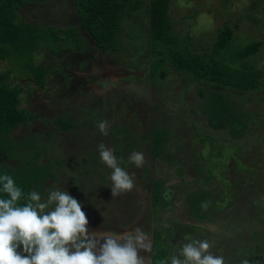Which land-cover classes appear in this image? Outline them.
Masks as SVG:
<instances>
[{
    "label": "flooded vegetation",
    "instance_id": "1",
    "mask_svg": "<svg viewBox=\"0 0 264 264\" xmlns=\"http://www.w3.org/2000/svg\"><path fill=\"white\" fill-rule=\"evenodd\" d=\"M28 12L31 13L30 18L26 16ZM20 13L24 21L31 24L40 23L42 28L54 29L60 32L62 37H65V33L70 29L75 28V30L77 29V36L88 39L84 43L85 45L83 44L80 47H75L76 44H72L71 39H69V45L62 41L59 45H54V49L50 47L53 44L48 47H41L38 53H41L42 58L37 59L38 61L34 62V65L43 68L45 72L43 84L37 82L34 73L28 76L29 80L33 82L31 85L39 91L43 89V91H46L48 85L54 84L58 92L54 94V98H51L52 104L48 112L46 100L36 102V106L33 108V99L38 97V94H43V91L40 93L36 91L32 99L25 96V102L28 105L29 112L33 113L36 117V119L31 121L35 129H39L40 123H44V125L48 124V122L44 121V117H48L49 121L54 122L55 117L68 116L69 113L73 114L70 120L74 121V129L76 131H80L81 133V129L88 126L90 128L89 132H85L86 139L82 135L81 137H71L70 133L72 131L60 129L61 139H59L58 150L57 148L55 149L56 153L54 155L58 156V160H60V156L62 155V161H66L65 164L75 172L78 173L80 170H83L85 173H94L99 178L94 184H92L93 179H88V186L82 187V191L75 195V199L82 205V210L89 221V231L122 233L131 231L134 227H140L150 238V250L140 253L141 256L145 257V264H154L157 242H161L166 249L171 241L175 242L174 249L179 250V246L184 241H187V226L189 228L190 226L193 228L203 227V221L192 213L191 201L189 200L188 209L190 213L186 220V216L178 215L173 210L168 213H162L161 216L165 218L169 214H173L172 219L169 218L171 220L166 219L169 221L166 224L159 223L156 216L155 192L157 191V183H164V177L166 176L174 177V169H169V161L166 160L167 165L166 162H161V156L157 157L155 155V152L152 151V147L150 148L149 145V136L155 121H159V118L162 119L163 116H167L166 106L169 104L168 99L170 100L171 98L173 102L171 109L177 106L175 96L179 92L180 86L176 85L175 89L163 87L160 90L154 86L156 80H152L154 79V75L151 73L153 68L151 29L149 25L144 27L148 22L147 18H145L142 26L140 23L141 18L136 20L134 17L126 19L123 24V32L119 35V38L122 39L123 50L120 49L117 52L111 49L105 50L92 38L89 39L87 37L86 34L89 33L82 26L75 0H48L41 3H32L22 7ZM63 45L65 48L62 47ZM56 49L58 53L54 52ZM118 70H121L120 73L117 72ZM114 80L119 81L116 82ZM149 88L151 91L147 90ZM169 92L173 94H169ZM148 96L149 101H147ZM141 103L147 107H143ZM121 104H126L128 108L135 112L136 121H140L144 129L142 138L137 135L134 128L129 132V134H132L129 137L135 146L134 151L144 154L145 162L141 168H136L131 164L128 167H124V160H128L129 157V152L127 153L126 149L132 143L128 142V138L124 139L125 136H123L121 142L116 136L112 137L109 134L105 136L100 134L98 130V124L100 121H103L102 116L106 121L112 122V120H115ZM157 108L163 116L157 111ZM85 110H89L90 113L85 114ZM258 123V129L263 127V130L262 128L260 129L262 131L251 129L253 133L247 135L250 139H259L264 134V121L258 120ZM27 124L25 123L20 127L27 126ZM110 124L108 125V132L110 131ZM254 125V127H257L256 124ZM161 127L167 129L166 125L162 124ZM208 127H210V124ZM42 128L43 125H41L40 129ZM47 131L51 135L57 132L53 126L44 131L45 135ZM205 132L208 135L210 134L206 130ZM216 133H221V131H216ZM184 135L186 138L184 149L181 152L171 153L173 160L177 161L175 167H178L181 171L185 170L187 173L184 183H179L177 180H167L170 183V189L176 195L174 196V201L177 200L180 194L186 196L191 191L193 193H198L202 190L207 191L212 185L210 181L209 186L204 187L203 178L192 180L193 167L190 166V162L188 164L185 163L186 158H193L198 152L200 158L204 150L210 149V147L208 146L207 148L206 143L201 147L197 143L200 140L194 141L195 135L187 130ZM226 141H229V138ZM101 143L105 144L109 149L114 150V155L119 161L120 166L128 171L141 186L140 191L134 189L136 193L133 195L134 197L131 202L129 200V193L116 198L112 197L110 188L111 169L105 167L100 162L97 150L98 145ZM192 143L197 153L195 154L194 151L193 153H188L186 156H182L181 153H185V148ZM229 146L233 145L229 144ZM168 149L167 143L165 155L168 154ZM257 150L256 153L258 152V155H261L263 151L262 145ZM88 159H91V161H88ZM191 162H193L192 159ZM228 167H231V165H228ZM204 168L202 167V171H205ZM188 174L190 175L188 176ZM191 182H194L193 185ZM166 191H168V188ZM131 193L133 194V192ZM196 203L199 202H193V204ZM201 206V209H203L204 206ZM160 227L162 228L161 230L159 229ZM151 234H153L152 238ZM170 257L171 252H169L168 259Z\"/></svg>",
    "mask_w": 264,
    "mask_h": 264
},
{
    "label": "rangeland",
    "instance_id": "2",
    "mask_svg": "<svg viewBox=\"0 0 264 264\" xmlns=\"http://www.w3.org/2000/svg\"><path fill=\"white\" fill-rule=\"evenodd\" d=\"M20 16L22 15L20 14ZM26 16L30 18L31 13H26ZM170 17L175 37L179 39L178 41L181 47L185 51L191 53L211 54L214 44H216L218 40L217 35L219 31L222 30L226 24L232 26L239 25L236 31L238 42L244 43L253 40H264V0H171ZM255 18L257 21L254 20ZM53 34L55 35V31L50 29L45 36L53 40ZM84 43L85 41L81 42V44ZM38 45H40V43ZM263 51L264 50L261 52L263 53ZM12 52L13 53L8 55L5 60H0V72L10 71L12 73L10 84H18L20 87H29L25 90L27 93L34 94L36 91H38V93L42 92L43 90L39 91L34 88V86H30L29 83H24L27 77L35 72H32V68L35 67L34 62L42 58L41 53H34L33 56L31 54L26 57L19 52ZM255 61L258 64L260 63L264 70V58L256 57ZM155 64L156 57L152 55L153 68L151 73L153 75L155 73ZM158 72H160V69H158ZM23 78L24 80L22 82ZM174 79L175 76L170 73L166 81L159 84L155 83L154 86L159 90L163 87L167 88L170 86L175 89V85L172 84ZM149 80L151 81L150 78ZM152 80H156V82L161 81L159 76H155ZM147 90L151 91L150 88ZM200 91H202V89L198 88L199 93ZM42 93L45 94V91ZM163 94H165V92H163ZM169 94H172V92H169ZM241 99L244 98L240 97V100ZM252 101L256 103L254 104ZM241 102L248 110L254 111V117L257 120L264 121V87L258 92L249 94L247 100L244 99ZM24 107H27V104L26 106L24 105ZM195 108L197 112L204 113V115L209 113L208 98H204L200 105L198 106L197 104ZM157 111L162 115L158 108ZM30 115L33 117L32 120L36 119L33 113ZM204 118H201L202 121ZM159 119V121H155L154 123V132L163 150H157L155 155L161 156V162H166V160L169 161V165L167 162L166 164L169 166V169L173 170L171 149L175 146L172 142L176 141L175 136L177 134H175L174 130H176L178 122H170L175 125L173 124L174 127L169 130L166 125L169 123L168 118L163 116V119ZM44 121H47V117H44ZM162 124L166 125L167 129L161 127ZM203 124L207 125L209 123L206 120L203 121ZM254 124H256L257 127H254ZM258 124V121H252L249 128L245 131L246 136L253 133L251 129H258ZM201 125L200 122L199 126ZM133 126L137 135L142 138L144 129L141 124H135ZM261 128L263 130V127H260L258 130L262 131L260 130ZM39 134L42 135V133ZM216 134H218V139H224L223 142L225 145L221 147L220 152H214L212 148H208L202 153L204 160L208 162V170L212 169V175L215 178L213 180L215 183L208 189L209 192H192L189 197L188 195L185 196L180 194L176 201H174V196L176 195L172 193L166 196L165 201L167 206L164 202L163 207L166 208L168 205H174V208L167 210V212L173 210L178 213V215L183 217L186 216V220L190 213L188 209V200L191 201L192 213L195 214V217H197V215H203L202 219L198 217V219L203 221V227L193 228L190 226L189 228L187 226V238L208 240L212 245L210 248L211 253L213 255L222 256L225 261L226 256L234 246H237L236 254H244L247 249L251 250L253 248H256L255 251H257L258 248L256 245H259V248L264 250V245L261 246L259 244V237L264 233V156L262 154L258 155V152L256 153L261 145L263 148L262 153H264V134L261 138L255 140L250 139L249 136L245 139L241 137L240 145H244L246 141V145L242 149L236 146L230 147L229 143H226V139L231 137L228 131L223 130L221 133ZM10 136L13 137L12 140L14 141L11 144V152L0 151V162L4 165L1 164L3 168L0 166V169L3 173L9 175L13 173L16 183H30L32 191H37L42 197H45L48 190L53 187L52 183L49 184L50 182L47 183L46 181L62 178V175H59L55 171V166H45V164L49 165L51 162H48L44 158L43 161H47V163L44 165L40 163L43 157H46L47 154L50 155L48 149L52 145V139H48L44 136L40 138L38 132L34 131L33 122H30V124H27L24 128L15 129ZM165 140L166 142H170L168 144V154L166 155L164 148L166 145ZM164 142L165 145H163ZM152 143L150 141V148ZM35 146L39 147L37 152L27 149ZM40 149H42L41 153H39ZM193 151L194 148H192L189 153H193ZM60 160L61 161H59L58 158L56 159L61 167H63L61 172L64 175H70L72 171L69 166L62 161V155L60 156ZM129 165L128 160H124V167H128ZM191 165H193V163H191ZM228 165H231V167H228ZM8 168H12L14 171L12 172L11 169V171H9ZM134 181V189L140 191L141 186L135 179ZM169 184L170 183H168V185ZM168 188L170 189V186H168ZM134 189L131 191L133 194L129 192L130 202L134 197L133 195L136 193ZM168 192L170 193L169 190ZM195 201L203 203V209L206 210L201 209V211L197 209L195 204H193ZM161 211L162 208L160 209L159 203H157L155 205V212L158 222L166 224L169 222L168 220L172 219L171 217L173 214H169L168 217L165 218L161 216ZM159 229L161 230L162 228L160 227ZM186 242H188V239L183 243ZM158 246L159 244L156 245V247ZM174 246L175 242L172 241L167 245V250L171 252V255L173 254Z\"/></svg>",
    "mask_w": 264,
    "mask_h": 264
},
{
    "label": "trees",
    "instance_id": "3",
    "mask_svg": "<svg viewBox=\"0 0 264 264\" xmlns=\"http://www.w3.org/2000/svg\"><path fill=\"white\" fill-rule=\"evenodd\" d=\"M45 1L48 0H0V60H5L13 53L12 51L27 57L38 53L41 47L53 44L50 47L54 49L62 41L69 45V39L72 44H76L75 47L82 46V41L85 43L88 41L77 36L75 28L66 32L65 37L53 29L55 35L53 34L51 40L45 36L50 29L42 28L40 23H28L20 16L22 7ZM75 2L83 28L105 50L118 52L122 49L123 43L119 35L123 32V24L127 18L134 17L135 20L141 18V26L147 18L148 22L144 27L150 26L153 55L156 57L154 77L165 79L171 72L177 71L188 78L190 84L202 89L200 94L208 98V109L211 112L210 127L216 131H228L231 136L229 144L239 149L244 148L246 141L244 145H240V141L242 138L245 139V131L251 122L258 120L254 117V111L244 107L241 101L247 100L249 94L264 87V70L262 65L255 61L256 57L264 58V51L261 52L264 50L263 39L238 42L236 31L239 25L226 24L219 31L218 40L211 54L191 53L181 47L179 39L173 33L170 17L171 0H75ZM254 20L257 21L256 18ZM62 47L65 48L64 45ZM54 52L58 53L57 49ZM33 71L37 82L43 84L45 73L43 68L35 66L32 68ZM11 74L10 71L0 72V151L4 152H11V144L14 141L10 134L33 119L26 109L21 108V94L25 89L18 84H10ZM240 97L244 99L240 100ZM67 127L69 126L63 128ZM209 139H211L209 135L202 136L200 146L202 147ZM154 140L156 152L161 149L156 133ZM261 154L264 156V153ZM1 164L0 162V166ZM12 168H8L9 171L13 172ZM0 174H4L1 169ZM10 176L14 179L13 173ZM210 177L203 181L204 187L208 186L213 175ZM16 184L25 192L32 191L30 183ZM156 198L158 200V193ZM202 204L199 202L195 207L201 210ZM202 216L197 215L201 219ZM259 239V244L263 246L264 233ZM157 244L159 246H155L154 264H161V261L169 260V252L162 243ZM256 247L257 251L253 248L247 249L244 254H236L237 246H234L228 253L232 255L226 256V264H264V250L260 249L259 245Z\"/></svg>",
    "mask_w": 264,
    "mask_h": 264
},
{
    "label": "clouds",
    "instance_id": "4",
    "mask_svg": "<svg viewBox=\"0 0 264 264\" xmlns=\"http://www.w3.org/2000/svg\"><path fill=\"white\" fill-rule=\"evenodd\" d=\"M109 122L98 124L108 135ZM100 162L111 169L113 198L133 191L135 181L105 144L98 145ZM144 154L133 151L128 163L141 168ZM80 202L54 186L42 197L25 192L12 176L0 174V264H145L141 252L150 250V238L140 227L122 233L90 232ZM161 264H225L213 255L208 240L187 238ZM22 249V251H21Z\"/></svg>",
    "mask_w": 264,
    "mask_h": 264
},
{
    "label": "crops",
    "instance_id": "5",
    "mask_svg": "<svg viewBox=\"0 0 264 264\" xmlns=\"http://www.w3.org/2000/svg\"><path fill=\"white\" fill-rule=\"evenodd\" d=\"M151 46H152V40H151ZM152 49H153V47H152ZM120 71L121 70H118L117 72L120 73ZM171 74L173 76H175L174 82L172 84L175 86L176 85L180 86V90H179V92H177V94L175 96L177 106L174 109H171V104H173L171 98H170V100L168 99L169 104H168V106H166L167 107L166 108V113H167L166 117L168 118V122H169L166 125L168 126V129L169 130L172 129L175 125L174 123H170V122H172V121L178 122V126L176 127V130H174V131H177V133H175L177 135L175 136L176 141L172 142L173 145H175L171 149L172 153L173 152H181V150L184 149V145L186 142V138L184 137L185 136L184 133L186 130L195 135L194 141H196V140L201 141L202 136L208 135L207 132H205V130L208 131V133H210L209 136H211V139L206 141V145H207L206 147L208 148V146H209L210 148L213 149L214 152H220L221 147L225 145L223 142L224 139H218V134H216V131L213 128L208 127L209 124L211 125V122H210L211 112L204 115V113H200L199 111L197 112V110L195 108L197 106V104H198V106L200 105V103L203 101V99L205 97L201 96V94L198 92V86H193V84H190V81L188 80V78L183 77L177 71L171 72ZM168 76H166V78ZM166 78L165 79L160 78L161 81L156 82V83L157 84L163 83L164 81H166ZM23 80H24V78L22 79V82H23ZM114 81L118 82L119 80H114ZM178 82H179V84H178ZM24 83H29L31 86V84L33 82L31 80H29V77H27V80H25ZM170 87L172 88V86H170ZM28 88L29 87H24L25 90ZM25 90L21 94V97H22L21 98L22 99L21 108H24V109H26V111L29 112L28 105H27V107H24V105L26 106V104H27L25 102V96L32 99L33 94L27 93V92H25ZM57 92H58V90H57L56 85H54V84L48 85L47 89L45 91V94H38V97L33 99V108L36 106V102L38 103L41 100H43V101L46 100L47 104H48V108H47V112H48L50 110V107L52 104L51 98H54V94ZM39 98H41V99L39 100ZM56 100H58V99H56ZM66 101H67V99H66ZM147 101H149V97H148ZM141 104L143 105V103H141ZM143 107H147V106L143 105ZM29 113L32 114L31 112H29ZM84 113L89 114L90 111L85 110ZM72 115H73L72 113H69L68 116H63V117L57 116V117H55L56 119L54 120V122L49 121V118L47 117L46 122H48V124H45L46 125L45 126L44 123H40L39 129L34 128V130L36 132L42 133V135H40L38 133L40 138H42V136H44V137H47L48 139H52V145L48 149V153L50 155L47 154L46 157L42 158V160L40 161L41 165H44L45 163H47V161L51 162V164H49V165L45 164V166H51V165L55 166L56 167L55 171L59 175H62V178H60V179H53L52 181L48 180L46 182L47 183L50 182L49 184L52 183L53 187L57 186V187L61 188L62 190L67 191L72 197L75 198L76 193H80L82 191V187L88 186V179H93L92 184H94L96 182V180H99V178H97L94 173H90V172L85 173V171H83V170L82 171L80 170L78 173L74 172L73 169H71L70 167L69 168L72 171V173L70 175H64L61 172V169H63V167H61L60 163L56 161L58 156L56 157L54 155L56 153L55 149L57 148V150H58V144L60 143L59 139H61L60 129H63L64 131H72L70 133L71 137H75V136L81 137V135L85 136L86 135L85 132H89V130H90V128L88 126V127L81 129L82 130L81 133H80V131H76V129H74V127H75L74 121L70 120ZM135 117H136L135 112L132 109L128 108V106H126V104H121L119 111H117V115L115 117V120H112V122L108 121L109 123H111L110 124L111 125L110 131L108 132L109 136H112V137L116 136V138L120 139L121 142H122L123 136H125L124 139L128 138V142L129 143L132 142L130 137H129L132 134H129V132H131V129L134 127L133 125L140 124V121H136ZM201 118H204L203 121L207 120L209 124H207V125L203 124V121ZM102 119H103V121L105 120L103 116H102ZM200 122L202 124L201 126H199ZM41 125H43L42 129H40ZM50 126H53L57 132H55V134L51 135L47 131L46 135H45L44 131L49 129ZM65 126H69V127L64 129L63 127H65ZM24 127H20V128H24ZM154 135H155V132H154V127H153V129L150 132V136H149V143H150V141H151V143L153 141V143L151 145L152 151H154V147H155ZM86 137L87 136H85L84 139H86ZM165 142H166V140H165ZM165 142L163 143V145H165ZM167 143L169 144L170 142L167 141L164 148L167 147ZM197 143H199V142H197ZM226 143H229V141H226ZM129 146L130 147L129 148L127 147L126 151H127V153L129 152V155H130L135 150V146L133 145V142ZM159 148H161L163 150L162 146H160ZM192 148H194L193 143L191 145H189L187 148H185V153H181L182 156H186ZM27 149L31 150L33 152H37L39 150V147L35 146V147H31V148L29 147ZM161 149L159 151H161ZM41 151H42V149H40L39 153H41ZM194 153L196 154L197 152L195 151ZM157 157H159V156H157ZM201 157H202V160H201ZM201 157L199 158V152H198L197 155H195L193 157L195 159V161L191 157H189L190 161H189V158L185 159L186 164L191 162V159L193 161V162H191V163H193V165H191V163H190V166L193 167V170H194L193 175L191 176L192 180H197L199 178H203L204 180H206L208 177H210V175H212V173H211L212 169L211 170L207 169L208 162L206 160H204L203 154L201 155ZM44 158L47 160L46 162L43 161ZM88 161H91V159H88ZM64 162H66V161H64ZM171 163H173L172 167L174 169V171H173L174 177H169V176L164 177L165 182L164 183L163 182L157 183V191L155 192V194L158 193V195H159L158 200H157L156 196H155V199H156V203H159V208L160 209L162 208V211H161L162 213H165V212L168 213L167 210L174 208V205H168V207H166V208L163 207L164 202L166 205V201H165L166 198H164V196H166V195L169 196L170 194L174 193L173 190L168 188V186H170V185H168L167 180L168 181L177 180L179 183H184V179L186 178V175H187L185 170L181 171L180 169H178V167L177 168L175 167V165L177 163L176 160L172 159ZM204 164H205V168H204ZM202 167L205 169V171H202ZM190 174H188V176ZM212 178L213 179L210 181L212 182V185H213L215 183L213 181L215 178L214 177H212ZM193 183L194 182H191L192 185H193ZM166 186H167L168 190L170 191V193L168 191H166V189H167ZM208 186H209V184H208ZM201 192L206 193L203 190ZM191 194H192V191L188 195H191ZM202 205H204V204H202ZM204 210H206V209H204ZM152 236H153V234H151V237Z\"/></svg>",
    "mask_w": 264,
    "mask_h": 264
},
{
    "label": "water",
    "instance_id": "6",
    "mask_svg": "<svg viewBox=\"0 0 264 264\" xmlns=\"http://www.w3.org/2000/svg\"><path fill=\"white\" fill-rule=\"evenodd\" d=\"M87 35V37L89 38V39H91V37L89 36V34H86ZM152 238V237H151Z\"/></svg>",
    "mask_w": 264,
    "mask_h": 264
}]
</instances>
